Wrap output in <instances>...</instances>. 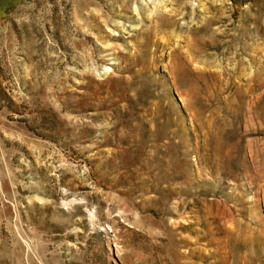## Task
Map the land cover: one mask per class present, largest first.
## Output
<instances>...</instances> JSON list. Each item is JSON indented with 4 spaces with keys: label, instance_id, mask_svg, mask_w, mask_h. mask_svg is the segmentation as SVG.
<instances>
[{
    "label": "rangeland",
    "instance_id": "rangeland-1",
    "mask_svg": "<svg viewBox=\"0 0 264 264\" xmlns=\"http://www.w3.org/2000/svg\"><path fill=\"white\" fill-rule=\"evenodd\" d=\"M0 264H264V0H15Z\"/></svg>",
    "mask_w": 264,
    "mask_h": 264
},
{
    "label": "crops",
    "instance_id": "crops-1",
    "mask_svg": "<svg viewBox=\"0 0 264 264\" xmlns=\"http://www.w3.org/2000/svg\"><path fill=\"white\" fill-rule=\"evenodd\" d=\"M15 0H0V24L10 17Z\"/></svg>",
    "mask_w": 264,
    "mask_h": 264
}]
</instances>
